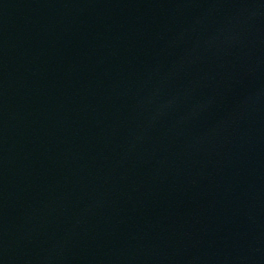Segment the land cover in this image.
<instances>
[{"label": "water", "instance_id": "water-1", "mask_svg": "<svg viewBox=\"0 0 264 264\" xmlns=\"http://www.w3.org/2000/svg\"><path fill=\"white\" fill-rule=\"evenodd\" d=\"M0 264H264V0H0Z\"/></svg>", "mask_w": 264, "mask_h": 264}]
</instances>
